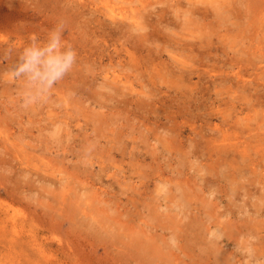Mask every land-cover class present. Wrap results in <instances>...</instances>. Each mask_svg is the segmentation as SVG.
Instances as JSON below:
<instances>
[{
    "label": "rangeland",
    "instance_id": "obj_1",
    "mask_svg": "<svg viewBox=\"0 0 264 264\" xmlns=\"http://www.w3.org/2000/svg\"><path fill=\"white\" fill-rule=\"evenodd\" d=\"M15 1L18 0H0V5L10 10ZM39 1L19 0L16 4L23 6L29 21L24 24L20 21L23 25L19 28L18 23L0 27V39L14 36L9 43L0 44V264H150L146 257L136 254L127 238L119 236L116 239L117 234L106 232V229L92 230L84 220V214L78 215L79 202L87 203V197L96 192L109 200L117 194L125 207L133 198L134 206L130 204L122 209L129 210L135 230H145L158 239V247L162 246L166 253L165 261L160 264H226L219 260L222 253L215 252L218 246L228 255L230 263L227 264H264V215L259 216L264 214V199L261 198L264 195V163L258 173L251 175L252 183H246L250 186L247 191L225 196L222 201L220 196L230 190V182L223 176L225 171L218 174L223 177L214 186L219 190L215 192V196L220 197L216 200L203 181L206 178L216 181L217 175L204 178L203 165L207 160L198 159L190 152L194 140L206 145L205 137L212 139L221 135L217 132L218 127L229 129L227 133L233 134L234 129L224 121L242 127L264 124V0H246L247 5L242 9L237 5L235 10L240 25H243L240 28L244 30L240 33L241 38L237 36L236 26L231 24L237 22L236 18L230 23L213 19L217 24L213 28L214 35L210 36L214 42H204L203 47L198 46L195 51L199 69L206 72L194 73L192 86L186 91L196 94L195 101L187 104L192 112L173 123L165 117L174 116L178 113L176 111L184 109L186 96L180 93L176 98L170 88H162L161 100L164 103L154 108L159 107L162 112L152 114L150 121L144 120L148 117L146 113L132 112L129 115L123 107L115 110V116H106L102 114L106 110L94 100H86L81 97V92L74 90L78 87L76 83L86 88L84 97L104 93L107 90L99 86L107 81L104 78L107 72H132L134 47L122 48L126 40H121L119 34L122 32L119 31L123 26L133 28L134 9L143 10L146 0H125L126 6L118 0H56L59 9L55 13L51 9L43 11L50 7L41 6ZM148 1L153 4L150 8L154 16L152 22L156 21V13L162 9L166 20H173L176 25L172 26L181 32L179 39L203 41L199 37L186 36V31L179 26L182 23L176 21V15L185 10L179 7V0ZM215 2L217 4L220 0ZM206 4L215 10L214 6ZM111 8L117 9L115 14L110 13ZM122 10L130 19L119 16ZM46 14L54 15L49 18V23ZM16 27L23 36H28L22 40L25 46H31L34 40L39 45L45 44L50 33L61 27L64 50L71 48L76 53L75 64L84 67L90 76L78 84L74 74L75 83L70 76L62 83L64 89L58 81L46 101L22 107L26 80L9 76L20 56L14 48ZM192 29L198 30L197 27ZM125 30L138 35L133 29ZM126 49L132 55L126 53ZM88 51L101 53L102 59L95 60ZM182 51L175 56L186 60L181 55ZM118 52L123 55H118ZM164 54L165 58L174 57L168 51ZM185 54L189 57V47H186ZM110 55H114L117 62H112ZM144 58L149 65L147 57ZM161 60L170 67L168 63L171 61ZM92 70L99 77L94 78ZM79 78L81 80V76ZM245 80L252 84H245ZM174 83L183 84H177L178 79ZM159 87L160 84L156 85L157 89ZM250 89L255 97L249 96ZM136 90L134 98L138 101L144 94L141 87L137 86ZM104 96L100 98L105 99ZM129 97L133 98V94ZM241 105L246 108L244 111H241ZM51 107L57 109L60 117L67 108L73 112L68 133L57 135L53 132L48 120ZM74 107H77L76 112ZM154 115L164 118V127L161 122L155 123ZM145 122L148 130L143 126ZM101 123L109 126L99 133L97 126ZM177 123L181 130H185L177 144L180 151L170 150L161 142L171 135L169 126ZM141 132L148 133V136L142 137L144 134ZM113 146L120 151L116 152ZM124 149H127V154L122 155ZM146 151L150 156L148 160L140 157ZM142 180L146 185L140 189ZM190 186L194 197L196 195L193 200L196 206L186 212L183 208L187 202L181 195ZM180 203L182 206L178 205ZM256 203L261 212L252 216L257 211ZM253 217L258 221L254 222ZM158 224L162 226L156 227ZM222 227L229 230L228 241L224 239Z\"/></svg>",
    "mask_w": 264,
    "mask_h": 264
},
{
    "label": "bare ground",
    "instance_id": "obj_2",
    "mask_svg": "<svg viewBox=\"0 0 264 264\" xmlns=\"http://www.w3.org/2000/svg\"><path fill=\"white\" fill-rule=\"evenodd\" d=\"M18 1L14 2V5L10 10L2 8L0 5V12L2 13L0 16V27L7 28V27H11L14 23H18V28H19L20 25H23L25 23V21H29L27 18L28 14H26V11L24 12L22 10L23 6L20 4H16V2ZM58 1L60 2V0ZM118 1L119 2L121 1V3L125 4V6L127 4L125 0H118ZM186 1L187 2L185 3H183L180 0L178 1L179 7H181L182 9L185 8V10L183 12H180L178 15H176L175 19L176 21L180 20V23H182V25L179 26L186 31L187 33L186 36L192 38L199 37L203 41L187 42L183 38L179 39L178 37L179 35L181 36V32L179 31L177 32L176 28L172 26V24L176 25L173 22V20L171 21L166 20L165 12L162 9L156 13L158 17L155 18L156 21L152 22L151 19H154V16L152 15L150 8L151 5L153 4L150 3V1L147 2L146 0L147 3L143 2L144 4L142 7L143 10L140 11L137 8L134 9L135 15L133 16L132 19L134 21L133 28H131L130 26L121 27L120 25L121 29L119 33L122 32V35L119 34V37L121 38L122 41L123 39L126 40L124 41L123 44L124 46L122 48L125 47L128 48V46L130 45H133L134 47L133 55L135 56H132L133 58V60L131 61L132 69L130 68L132 72L125 73L126 70H124V72H119V71H114L113 73L107 72L104 77L107 81H104L99 86L101 88H105L107 91L104 93L90 94L87 97H84L83 95L85 93L86 88L83 87L82 85L80 86L77 85L73 77L75 74L77 78V83L80 84L86 77L90 76V74H87L83 70L85 68L81 67L80 64H74L72 70L70 71L71 75L70 73H68L67 75L64 76L63 78L64 80L63 79L59 80L60 87L64 89L62 83L63 82L65 83L66 80H68V78L71 76L76 87L78 86L76 89H74L75 92H81V97L85 98L86 100L88 99L94 100V102L97 105H99L102 109L106 110V112L102 114H105L106 116L113 114L115 116V113L117 112L115 110L118 109L119 107H123L124 112L126 111L129 115L132 112L146 113L148 117L144 119L145 121L152 120L153 119L152 114H156V113L160 114L162 112V109H160L159 107L157 109L154 108L155 106H158L161 102L164 103V100H161L163 97L162 88H167V89L170 88L169 91H172L173 94L175 93L176 98L180 96V93L186 96L185 106L184 109H179L178 111H176L178 112L176 113V115L174 116L167 115V117L165 118L166 119L169 118L170 121L173 123L175 120L181 118V116L188 115V113L192 111L189 109V107H187V104L192 103V101H195L196 98V94H193L191 92L190 93L186 92L187 89H189L191 83H193L192 76L194 73H197L200 70L206 72L202 68L199 69L200 66L198 65V61L197 60L195 61V58H197L195 51L198 50V46L203 47L204 42L205 44L206 43L209 44L210 42H212L213 38L210 36L214 35L215 29L213 28L217 26V24H215L213 19L218 20V22L220 23H224V22L230 23V21L236 18L237 22L236 23L233 22L231 24L233 26H236L237 36L238 38H241L242 35L240 36V33L242 34L244 30H241L240 27H243V25H240L239 22L240 18L237 15L235 9L238 4L241 5L240 9H242L243 6L247 4H246V0H220V2L219 3L217 2V4L215 0H206V1L186 0ZM56 3H58L56 0H40L38 4H42L41 6H45V7L46 5H49L50 8H47L46 10L43 11H49L51 9L52 12L55 13L59 9ZM206 3L210 4V6L211 5L214 6L215 10L212 11L211 10L212 7L208 8L209 6ZM187 4H189L188 8H187ZM107 7L110 8L111 5L110 7L109 6ZM248 7L250 8L251 6L248 5ZM116 10L117 9L115 8H111L110 13L115 14ZM47 15L48 14H46V16ZM50 15L47 16L48 19L46 21L48 23H49V18L54 17V15L52 17H50ZM120 15L123 18L130 19L124 10H122L119 13V16ZM33 17H37V16L33 14ZM183 17H185L186 20H183ZM20 21H23V24ZM165 22H167V24L163 25V23ZM160 25H163L162 28L160 27ZM195 27H197L198 30L194 31L192 29ZM18 28L15 30V32L13 31L14 32L13 35L17 34L16 35L17 42H14V48L18 51V54L20 55L23 52V49L29 46H25L22 43V40H24V38L27 39L26 37L28 36H23L22 31L19 32ZM124 28L133 29L134 31H137L138 35L128 33V31L125 30ZM113 33L114 35H118L116 31H113ZM12 40H14V36L13 37L11 36V38H8V36H4L0 39V44L4 45L5 43H9ZM158 41L162 43L160 42L158 43ZM116 45L118 46V43ZM186 47L187 49L189 47V52H190L189 57L185 54ZM126 50H127L126 53L132 55L129 49ZM181 50H184L182 51L183 53H181V55L185 56L186 60H181L179 58L177 59V57L175 56L176 54L179 55V51ZM77 51L80 52L81 50L77 49ZM117 51L118 48H116V52ZM164 51L170 52L171 55L176 58L174 57L165 58L166 54H164ZM88 52L90 53V56L92 58L94 57L96 58L95 60L102 59L101 53L94 51H88ZM144 53H146L147 55H143ZM117 54L123 55L119 52ZM114 55H110V59L112 60V62L115 63L117 62V60L114 57ZM144 57L148 58V59L146 58V60H148L149 65L147 64V62H145ZM162 58L171 61V63H168L170 67L162 62L163 61L161 60ZM157 61L160 62L157 63ZM135 66L141 68L142 70L141 69L138 70L137 68H135ZM92 73L94 78L99 77V74H97L95 71L92 70ZM146 73H150V74H146ZM79 76H81V80ZM242 77L244 78V76ZM175 79H178L177 84L180 83L183 84L176 85V83H174ZM244 82L245 84L248 85H250L251 83L249 82V80H245ZM158 84H160V87L157 89L156 85ZM173 84H175V86ZM137 86L141 87V89L143 90L141 93L144 94L141 98H139L138 101L137 98H134L135 95L134 93L137 92L136 90ZM258 87L261 88V86ZM258 87H256L257 90ZM182 88H186V89H182ZM254 88L255 87L253 86L252 89ZM159 89H161V91H159ZM260 90L261 89H259V91ZM249 93H250L249 95L250 97L251 96L255 97L251 92V89L249 90ZM103 94L105 95L104 96L105 99L100 98L103 96ZM132 94H133V98H130L129 95ZM263 94H264V90H263ZM171 97L173 96L171 95ZM158 99H160L159 102ZM68 105H71V103L68 102ZM51 108L52 111H50L51 114L48 115V120L51 121L52 128L54 129L53 132L57 135L58 134L60 135L61 132L68 133L71 126L70 120L72 119L73 112L70 111L69 108H67V112L64 113L62 117H60L58 115L57 109L55 107H51ZM76 108L77 107H74L75 112H76ZM240 109L241 111H244L246 108L243 107V105H241ZM157 110H159L160 112H157ZM197 116H201V114H197ZM153 117L155 123L161 122L164 127V123H163L164 118H161L162 116L154 115ZM105 119L108 120V118ZM162 124L157 126L160 127ZM224 124L226 125L229 124L231 128L234 129L233 130L234 133L233 134L227 133L229 129H226L227 130L226 131L223 130L222 127H218L217 132L219 133L221 132V135H218L217 138L209 139L205 137L204 140L207 142L206 145H204L202 141L199 142L197 140H194V144L190 145L192 148L190 150L192 156H195L198 159L202 157L203 159L207 160L206 164L203 165L205 169L204 178H206V176L217 175L216 181H212L209 178H206L203 181L207 186L210 195L215 196V192L219 191V190H215L214 186L217 182L221 181L220 177L226 176V179L228 180V182H230V190L227 191L224 195L220 196L222 201H224L223 198L225 196L230 197V196L238 195L241 190L247 191L248 187L250 186L247 185L246 183L251 180V175L256 174L260 171L259 169L260 167H262L261 166L262 163H264V124H256V126L245 125L243 127L239 126L240 124L231 125L230 123H226L225 121ZM101 126H97V130L99 131V133L101 131H104L106 128H108L109 125L101 123ZM143 126L146 130L149 129L148 124L146 122L144 123ZM136 129H143V128L142 126H139ZM211 129L215 130V128H211ZM168 132H170L171 135L161 140V142L164 143V145H167V147H169L170 150L176 149L180 151L181 148H179L177 144L179 143V138L182 137L185 130H181L180 125L177 123L174 125H170ZM141 133L144 134V132ZM147 134L142 135V137L146 138L148 136ZM113 148L117 149L116 152L120 151V149L117 146H113ZM126 151L127 149H124L121 152V154L122 155L127 154ZM142 152L143 151H141V153ZM190 152H188L187 154H191ZM135 155L137 156V153H135ZM141 156L143 157L144 160H148L150 157L149 152L147 151L141 154L140 157ZM224 171L225 173L223 174V176L218 175L220 172H224ZM189 182L190 181L187 180V183ZM260 183H262V181H260ZM209 184H212L211 185L212 187H209L208 186ZM143 185H146V181L142 180L140 189H142ZM191 188L192 186H190L189 188L186 187L181 195V197L185 199V201L187 202L186 208H183L185 209L186 212L192 210V208L196 206V204H194L193 202L196 195L194 197L193 195L194 191H192ZM96 193L91 194L87 197L86 200L88 201L87 203L83 202L81 204L79 202L77 206V211L79 212L78 215L84 214V220L87 221L88 224L92 226V230L106 229L105 230L106 232L112 234L114 233V235L117 234L116 239L119 236H121L122 238H127L129 240L130 245L134 247V250H136L137 253L136 252L135 253L141 255L142 257H146V260L150 264H160L161 261H165L166 258H164V255L166 253L164 252L162 246H160V248L158 247L160 245L158 239L156 237L151 236L152 234H150L149 232L148 233L150 235H148V233L145 230H141L142 231L141 233V231L134 229L128 215L129 210L125 211L122 209L125 206L120 203L119 200L121 199H119L120 197L117 198V194H115L114 199L109 200L107 197L102 198ZM139 194L141 195L140 191ZM220 197L216 195L215 199L217 200ZM261 198L264 199V195H262ZM174 202L176 203V201ZM127 203H129L127 204L128 206H130V204L134 206L133 198L131 197L130 201H128ZM178 205L182 206L181 203ZM128 206H126L125 208H127ZM255 206L257 211L252 213L253 214V215L251 214L252 216H256L261 212V207L259 208L257 206V203L255 204ZM226 213L228 216L230 215L229 212ZM263 215L264 214L261 213L259 216L261 217ZM254 219H255L254 222L258 221L256 220V218ZM159 226L162 225L158 224L156 227ZM226 228L227 227H222V229H224L223 232H225L224 239L228 241V236L230 234H229V230H227ZM120 230H122V232H120ZM128 231H130V233H128ZM94 232L96 233V231ZM126 235L129 236L127 237ZM218 242L219 241L217 240L216 243L218 244ZM215 252L218 253L219 255H221L222 253L223 256H220L222 257V259H219L220 261L226 264L230 263L228 255L225 254V252L223 251L222 248H220V246L215 248Z\"/></svg>",
    "mask_w": 264,
    "mask_h": 264
},
{
    "label": "clouds",
    "instance_id": "obj_3",
    "mask_svg": "<svg viewBox=\"0 0 264 264\" xmlns=\"http://www.w3.org/2000/svg\"><path fill=\"white\" fill-rule=\"evenodd\" d=\"M61 33L62 28H56L43 45L34 40L10 70V78L26 80L22 107L46 101L54 84L72 70L76 53L71 48L64 50Z\"/></svg>",
    "mask_w": 264,
    "mask_h": 264
}]
</instances>
